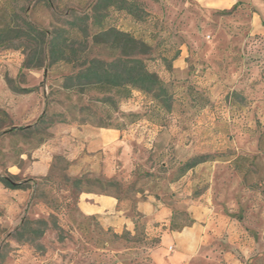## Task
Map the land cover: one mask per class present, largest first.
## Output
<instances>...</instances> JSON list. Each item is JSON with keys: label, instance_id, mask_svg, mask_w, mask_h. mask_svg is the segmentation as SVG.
<instances>
[{"label": "rangeland", "instance_id": "374dc122", "mask_svg": "<svg viewBox=\"0 0 264 264\" xmlns=\"http://www.w3.org/2000/svg\"><path fill=\"white\" fill-rule=\"evenodd\" d=\"M97 1L0 0V24L16 13L51 31L87 14L94 34ZM116 1L97 15L103 27L131 33L150 46L143 58L162 81L158 98L134 91L129 99L115 96L116 103L107 104L100 101L106 96L96 91L63 88L65 77L78 70L72 64L24 69L23 50L0 48V57L10 53L14 64L0 70V177L31 180L18 193L0 182V264H152L150 250L159 242V231L149 230L136 205L143 200L139 193L158 185L155 173L161 166L135 168L122 181L72 177L70 163L45 145H50L56 123L77 120L124 129L139 126L135 132L142 133L136 137L141 142L133 143L141 146L147 161L161 162L171 153L177 157L180 144L198 146L192 161L231 159L233 166L221 170L223 186L217 188L219 204L213 211L225 229L213 231L219 242L193 264H264V34L248 42L254 10L248 0H235L228 9L218 4L234 0ZM88 53L110 59L101 47L89 45ZM178 58L182 66L176 65ZM130 115L143 120L131 125L138 117ZM144 121L160 127L156 152L150 145L157 130ZM196 126L203 128L196 131ZM169 142L172 152L164 149ZM81 192L119 195L134 228L115 233L102 228L98 219L82 216ZM177 219V227L192 222L184 213ZM26 220H47L49 228L39 240L19 239L16 232Z\"/></svg>", "mask_w": 264, "mask_h": 264}, {"label": "crops", "instance_id": "0c3cea01", "mask_svg": "<svg viewBox=\"0 0 264 264\" xmlns=\"http://www.w3.org/2000/svg\"><path fill=\"white\" fill-rule=\"evenodd\" d=\"M198 1L204 3L206 0ZM220 4V8H232L235 0L231 4ZM248 7L254 10L252 30H248L249 42V39L256 37L258 33L264 34V30L260 29V24L264 23V0H248ZM11 56L12 54L8 53L0 57V70L13 68ZM181 62L182 58H178L176 65L182 66ZM142 123L149 124L153 131L157 130L150 145V150L156 152L158 146L155 144L160 127L152 125L149 121ZM138 127L115 129L81 125L78 122L56 123L51 129V146H45L51 147L53 156L64 157L70 163V175L78 179L90 175L122 181L124 174L135 168L161 166L155 173L158 185L155 189L139 193L138 197L143 200L138 201L136 205L137 213L146 220L149 230L159 231V243L150 250V258L152 264H193L198 258L206 257L205 249L219 242L214 236L225 229L224 222H218L213 211L219 204L218 200L216 201L217 188L220 191L223 186L221 170L231 168L232 160L213 159L187 168V164L192 161L190 158L199 153L198 146L178 144L180 147L175 149L179 153L177 157H171V153L164 161H147L141 146L133 143V139L141 142L140 138H136L142 135L141 132H135ZM144 128L147 127H141ZM200 128L203 127H195L196 131ZM167 129L165 127V130ZM164 149L173 151L170 142L166 143ZM39 166L41 167V164L37 168ZM78 209L82 216L98 219L105 230L121 233L134 228V223L117 194L81 192L78 197ZM179 213L188 215L192 222L180 227L175 226L179 222ZM214 230L216 234L213 233ZM212 249L215 250L216 247Z\"/></svg>", "mask_w": 264, "mask_h": 264}, {"label": "trees", "instance_id": "16d2710c", "mask_svg": "<svg viewBox=\"0 0 264 264\" xmlns=\"http://www.w3.org/2000/svg\"><path fill=\"white\" fill-rule=\"evenodd\" d=\"M114 4H117L116 0L97 1L94 6L93 25L98 28V31L94 34H90L87 14L75 15L72 21H67L68 27H55L49 31L12 13L11 20L0 24V48L23 50L26 54L24 69H48L59 63L72 64L78 70L65 77L63 88L67 91L77 90L79 93L96 91L106 96L100 101L107 104L116 103L115 96L119 99H129L134 91L144 94L154 93V97L158 98L160 96L155 92L163 86L162 81L156 73L148 69L143 58L150 54V46L131 33L115 27H103V19L97 15L102 9ZM89 45L109 51L110 59L90 57ZM33 91V89H21V92L26 93ZM142 120L138 117L131 125ZM75 122L81 125L124 129L121 126L88 121ZM203 161L193 160L187 164V168ZM30 181L24 183L12 177H0V182L10 190H26L29 188ZM48 228L47 220H26L16 232V236L19 239L27 238V241H36L44 236Z\"/></svg>", "mask_w": 264, "mask_h": 264}]
</instances>
